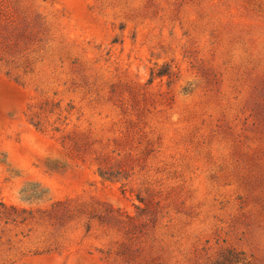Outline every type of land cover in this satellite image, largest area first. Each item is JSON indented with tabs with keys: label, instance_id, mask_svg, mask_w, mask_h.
Returning <instances> with one entry per match:
<instances>
[{
	"label": "rangeland",
	"instance_id": "rangeland-1",
	"mask_svg": "<svg viewBox=\"0 0 264 264\" xmlns=\"http://www.w3.org/2000/svg\"><path fill=\"white\" fill-rule=\"evenodd\" d=\"M0 264H264V0H0Z\"/></svg>",
	"mask_w": 264,
	"mask_h": 264
}]
</instances>
